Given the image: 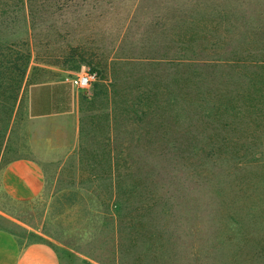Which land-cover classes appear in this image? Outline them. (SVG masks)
I'll use <instances>...</instances> for the list:
<instances>
[{
    "label": "rangeland",
    "instance_id": "374dc122",
    "mask_svg": "<svg viewBox=\"0 0 264 264\" xmlns=\"http://www.w3.org/2000/svg\"><path fill=\"white\" fill-rule=\"evenodd\" d=\"M30 3V15L7 4L0 14V166L36 154L45 184L26 201L0 190V228L19 242L49 241L59 264H264V118H228L227 130L217 93L213 109H187L194 59L264 60V0ZM91 66L99 73L90 85L105 79L116 92L112 140L90 125L57 157L45 141L51 122L27 114V87ZM215 70L201 65L208 98ZM134 79L140 109L131 116L118 93Z\"/></svg>",
    "mask_w": 264,
    "mask_h": 264
},
{
    "label": "crops",
    "instance_id": "0c3cea01",
    "mask_svg": "<svg viewBox=\"0 0 264 264\" xmlns=\"http://www.w3.org/2000/svg\"><path fill=\"white\" fill-rule=\"evenodd\" d=\"M212 62V63H210ZM201 65L215 68L207 76L216 88H209L210 96H203L201 80ZM184 65L180 71L184 70ZM194 96L192 105L187 108L185 103H179L178 118L182 117L187 109L201 110L211 108L214 103L211 94L217 93L224 97V104H220V115L225 117L227 130L236 119L239 123L257 122L264 118V60L230 59L227 61H198L194 62ZM184 73H179V78ZM134 73L133 78H136ZM207 78V77H205ZM135 80V79H134ZM218 82V83H217ZM135 82L129 85V90L119 92L118 98L123 100L121 107L137 114L138 100ZM105 79H100L98 86L90 85L77 87L72 83L71 77L31 83L26 90V111L28 116L37 120H49V132L45 141L52 149L56 150L57 157L67 156L72 148L79 145L83 138H88L86 131L95 129L96 125L102 126L99 137L105 142L112 140L114 131L113 113L117 102L114 98L116 92ZM132 91L133 94L129 91ZM129 97L128 100H126ZM222 97V99H223ZM91 100L96 103L89 110L81 109V101ZM210 105H203V101ZM121 102V100H118ZM140 105V104H139ZM248 105V106H247ZM148 106H145L147 108ZM140 109V108H139ZM224 110V112L222 111ZM96 120L85 121L88 114ZM128 115V114H127ZM182 115V116H181ZM204 115H208L207 112ZM210 115V112H209ZM90 125L92 127L90 128ZM244 132V131H243ZM89 134V133H88ZM100 135V134H99ZM103 135V136H102ZM36 154H22L12 157L0 166V190L5 196L14 201L30 200L41 193L45 184V171ZM109 167L112 168L111 154L108 156ZM111 173L110 168L107 171ZM106 173V172H105ZM113 186V184H111ZM0 264H59L56 250L49 241L38 238L28 242H19L16 237L5 229L0 228Z\"/></svg>",
    "mask_w": 264,
    "mask_h": 264
},
{
    "label": "trees",
    "instance_id": "16d2710c",
    "mask_svg": "<svg viewBox=\"0 0 264 264\" xmlns=\"http://www.w3.org/2000/svg\"><path fill=\"white\" fill-rule=\"evenodd\" d=\"M5 4H7L9 6V8L7 9V12L12 13V15H14V13L17 12V11L24 12L25 8H26L27 13L29 15L33 13V11H32V3H30V0H0V14L5 13V11H6V10L2 9V6L5 5ZM31 18H32V15H31ZM198 60L202 61L201 59H198ZM227 60L226 59H221L220 61H227ZM194 61H196V60L194 59ZM208 61H215V60L212 59V60H208ZM90 70H94L96 72V77H97V75L99 73L98 70L93 68L92 66H91ZM112 194H113L112 186H111V184H109L108 191L105 194V198H106L107 202L104 203L107 206V208H108V210H107L108 212H109V209L111 208V204L114 205V203L112 201ZM88 208H89V206H88ZM90 208H92V206H90ZM109 215H110V217H109L110 222L113 225L115 217H114V215L111 212L109 213Z\"/></svg>",
    "mask_w": 264,
    "mask_h": 264
},
{
    "label": "built area",
    "instance_id": "2783aa9c",
    "mask_svg": "<svg viewBox=\"0 0 264 264\" xmlns=\"http://www.w3.org/2000/svg\"><path fill=\"white\" fill-rule=\"evenodd\" d=\"M95 79H96V72L94 70H85L71 77L72 83L75 84L77 87L89 86L91 82L94 81Z\"/></svg>",
    "mask_w": 264,
    "mask_h": 264
}]
</instances>
